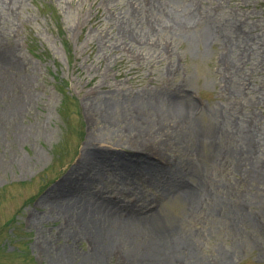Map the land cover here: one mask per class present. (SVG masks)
I'll return each mask as SVG.
<instances>
[{
	"label": "rangeland",
	"instance_id": "obj_1",
	"mask_svg": "<svg viewBox=\"0 0 264 264\" xmlns=\"http://www.w3.org/2000/svg\"><path fill=\"white\" fill-rule=\"evenodd\" d=\"M134 1L5 3L0 13L5 48L0 55L8 59L0 61L6 67L0 68V264H138L140 258L134 262L113 246L97 260L100 229L96 223L84 227L78 208L108 205L72 189L73 178L91 161H99L97 170L109 177L105 183L111 182L109 175L115 178L119 168L102 165L98 153L111 156L115 150L120 168L142 157L166 169L162 178L152 176L140 185V192L146 197L143 208L157 210V216L179 224L183 234L195 235L193 249L186 243L172 245L176 264H264V179L250 185L245 172L217 158L207 134L146 136L136 108L123 132H110L103 130L104 115L99 114L100 101L115 89L135 95L145 87L179 85L190 89L202 131L218 112L233 107L230 96L264 126V0H223L209 8L218 16L233 12L255 37L256 51L240 62L246 82L242 94L236 88L240 75L229 73L218 43L200 47L175 26H164L151 41L118 40L124 17L141 25L132 11ZM147 28L158 31L150 23ZM91 136L109 140L86 152ZM131 137L145 138V145L127 149L121 138ZM260 163L264 168V158ZM194 167L207 175L211 197L223 198L225 209L194 211L190 198L175 195L176 181L190 176ZM114 188L107 190L109 199L121 197ZM136 194L122 198L133 204ZM79 197L84 199L78 202Z\"/></svg>",
	"mask_w": 264,
	"mask_h": 264
},
{
	"label": "bare ground",
	"instance_id": "obj_2",
	"mask_svg": "<svg viewBox=\"0 0 264 264\" xmlns=\"http://www.w3.org/2000/svg\"><path fill=\"white\" fill-rule=\"evenodd\" d=\"M218 1L223 0H144V4L141 3L142 0H135L132 11L141 19L139 21L141 25H136L134 20L125 22L124 17L122 33L118 40L127 41L131 37L133 40L151 41L152 35L158 36L164 26H175L173 29L194 38L200 47L218 43L225 51L229 73L235 72L240 75L236 88L242 94L246 82L245 73L240 70L244 63L241 65L240 62H244L245 58L248 60L252 50L256 51L257 46L252 43L255 37L248 29L246 30L245 21L233 12L224 16L214 14L209 8L214 7ZM6 2L7 0H0V13L6 9ZM144 6L149 10L144 12ZM147 23L156 27L158 31L155 34L152 33L147 28ZM2 36L3 33L0 31V50L5 49L1 41ZM109 41L114 43L112 38ZM0 61H8V59L0 55ZM0 68H3L1 62ZM110 93H112L110 96L105 97L109 99H103L99 103V114L104 115L103 130L123 132L124 123L130 120L129 112L136 108L139 110V115L145 118V120L141 119L139 128L142 133H147L146 136L165 134L169 138L176 139L180 136L191 137L194 131L201 132L203 137L207 134L220 154L217 158H220L223 163L229 161L237 170L245 172V178L250 185L263 181L264 168L261 166L260 159L264 158V126H258L255 116L241 109L239 99L230 96L229 101L233 107L224 108L218 112L209 127L202 131L201 128L205 126L200 125L201 128H199V124L196 123L199 107L191 98L188 87L179 85L154 89L145 87L135 95L133 93L122 95L118 89ZM170 125L174 127L170 128ZM144 139L131 137L124 141L121 138V141L127 149H131L145 145ZM108 140L107 137L91 136L84 149L88 152L96 144L106 143ZM109 150L111 151V148ZM115 152L111 156L102 152L98 153L102 156V165L119 168L115 178L109 175L111 182L105 183L109 177L102 178V171L97 170L99 161H95L97 163L91 161L94 156L89 159L91 162L86 169L81 168L79 172L82 174L76 175L71 181L72 189L83 194L84 198L95 199L97 202L102 200L108 205V209L98 208L97 203L96 206L84 204L78 208L80 217L85 220L84 227H91L93 223H96L100 229L99 243H97L100 245L97 251L100 256L97 260L107 256L113 246L120 247L134 262L140 258L138 264H176L174 254H177V248L173 249L172 245L186 243L193 249L192 245L196 244V241L192 238H195V235L183 234L179 224L157 216L159 213L157 210L143 208L146 197L143 192H140V185L152 181V176L156 179L162 178V173H166V169L142 157L135 163L129 162L120 168L117 165V160H120L119 155L116 160L114 159ZM206 176L196 167L192 168L190 176L187 175L176 181L175 195L181 193L190 198L192 203L190 207L194 211L213 210V206L225 209L226 202L223 198L211 197L213 191L208 188ZM173 177L176 178V176ZM192 179L195 187L190 183ZM109 187H116L114 189L120 192L121 197L115 200L109 199L107 196ZM68 190L71 192L69 188ZM169 191H172L171 187ZM136 192H139V196L133 204L126 203V200L122 198L126 193L136 196ZM84 198L79 197L78 202ZM211 203L213 204L210 205ZM192 255H195L193 250L191 257ZM185 256H187L186 253Z\"/></svg>",
	"mask_w": 264,
	"mask_h": 264
}]
</instances>
